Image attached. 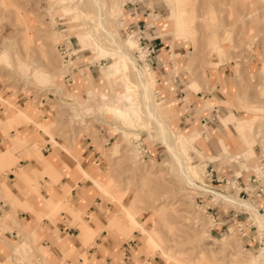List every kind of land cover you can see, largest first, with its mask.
Wrapping results in <instances>:
<instances>
[{
    "label": "rangeland",
    "instance_id": "1",
    "mask_svg": "<svg viewBox=\"0 0 264 264\" xmlns=\"http://www.w3.org/2000/svg\"><path fill=\"white\" fill-rule=\"evenodd\" d=\"M141 1H149L151 7L145 25L141 27L153 26L150 29L152 33L172 43L182 44L185 52L179 57L186 59L188 70L197 64H203L207 69L221 62L232 63L231 98L236 114L232 118V125L236 122L244 125L242 132L234 130L229 134L232 145L223 148L218 145L216 157L206 154V150L203 152L200 147L185 140L178 129H174L182 140L196 184L214 190L202 184L204 169L209 160L222 158V155H230L232 171L243 173L249 167L256 169L260 158L264 157V0ZM107 2L113 9L118 7L121 10V16H111L107 12V3L104 5V11L108 13L118 35L130 46L137 63L151 76V64L146 53L145 58L150 66L144 65L139 58L134 41L135 33L139 34V24L132 21L142 14L131 12L124 6L125 0ZM154 16L155 23L148 26V20ZM170 16L173 20L172 16H178L180 20L184 18V30L170 22ZM129 33L134 36L131 38ZM62 35H66L65 41L61 39ZM61 42L69 46L67 59H63L58 46ZM115 52L113 49H100L72 0H0L1 98L7 92L12 97H28L35 105L45 101L47 109L41 122L50 120V133L41 129L47 139L41 137L34 142V147L39 151L47 141L54 142L50 138L51 133L56 141V136L68 141L69 145H61L67 151L72 147V152L78 138H92L100 155L101 174L85 171L81 165L79 172L82 178L91 180L96 190L98 182H103L105 186H102L104 191L96 192L115 207V214L110 215L107 229L116 231L122 240L134 239L136 248L141 243L149 254L161 256L166 264H240V255L253 256L258 252L264 263V250L261 247L264 245L247 246L237 227L232 226L223 234L211 233L213 219L196 197L202 191L193 192L186 188L173 174L167 146L155 139L142 123L137 92H123L124 82L134 86L132 70L125 69L121 55ZM88 63L94 64L96 70L93 80H102L105 73L111 76L108 87H104V83L103 87H98L94 82L90 89L82 86L80 74L89 72L87 66H82ZM66 64L69 69H66ZM73 68H79V71ZM65 72H70L73 85L64 84ZM191 73L194 77L197 70L192 69ZM154 91L156 96L155 84ZM4 99L8 101V106L14 105L11 98ZM113 104L129 114L128 122H123L108 111L107 107ZM158 107L166 121L162 115V103ZM16 113L17 117L22 118L21 113ZM135 117L137 122L134 121ZM104 128H108L111 134L116 132L110 141L105 138L107 134ZM147 144H155L157 151L147 152ZM8 171V167L0 168V182L7 179ZM86 173L93 179L88 178ZM212 196L215 200L220 198ZM232 196L238 197L236 194ZM116 199L127 201L139 212L137 219L149 229L150 235L141 229ZM63 208L67 209L58 207L52 217L45 214L41 217L47 216L54 222ZM71 215L74 222L81 219L80 213L71 212ZM256 215L251 213L250 216L261 230L264 224ZM152 235L168 250L170 256L160 252ZM36 241L40 242L39 239ZM33 252L28 253V260L39 254L36 253L37 248ZM143 254L141 262L147 256Z\"/></svg>",
    "mask_w": 264,
    "mask_h": 264
},
{
    "label": "crops",
    "instance_id": "2",
    "mask_svg": "<svg viewBox=\"0 0 264 264\" xmlns=\"http://www.w3.org/2000/svg\"><path fill=\"white\" fill-rule=\"evenodd\" d=\"M127 8L131 12L135 10L134 13L142 14L132 22L139 24L138 32L156 49L155 53L148 57L151 64V84L153 89L154 84L156 88L154 102L157 107L162 103V115L173 128L164 121L173 131L178 129L185 140L191 141L203 152L206 150V154L217 157V146L223 148L232 145L229 134L234 130L240 133L244 127L239 122L232 125V118L236 115L231 98L232 63L221 62L207 69L203 64H197L188 70L186 59L179 57L185 52L184 46L165 40L150 31L156 15L147 22L151 27H141L145 25L149 15V1L140 3L136 9L128 6ZM134 13L132 15H136ZM172 17L174 20L170 16L169 21L184 30V18L180 20L178 16ZM84 66L88 67L89 72L80 74L82 86L90 89L93 82L98 87H103V83L104 87L110 85V75L105 73L102 80L95 81L94 64L88 63L82 67ZM75 69L79 71V68ZM192 69L197 70L195 75L199 77H193L192 73V76L190 75ZM77 81L79 82V79ZM73 84L72 80L70 85ZM3 97L11 98L14 105L8 106L6 99H0V168H10V171L6 172L7 179L3 183L0 182V264H166L161 256L149 254L141 243L136 248L134 239L122 240L116 231L106 228L110 215L115 214V207L96 192L104 191L102 186H105L103 182H98L96 190L91 180L82 178L79 172L81 165L85 171L101 174L102 163L92 138H78L72 152V147L67 151L61 145H69V142L56 136L57 143L47 141L39 151L34 147V142L41 137L47 139L41 129L47 134L50 133V120L41 122L47 109L45 101L35 105L28 97H12L7 92ZM16 111L22 114V118L17 117ZM107 129L104 128L103 131L107 134L105 138L110 141L116 132L111 134ZM52 136L51 133L50 138ZM146 151L155 153L157 147L155 144H147ZM224 156L222 155L223 160L216 158L209 162L218 166L220 174H241L232 171L230 155ZM246 170L242 173L243 176L250 173V169ZM86 175L88 178L92 177L88 173ZM203 183H206L204 178ZM238 183L239 187L233 190L231 188V193L207 185L219 193L241 196L243 180ZM248 198L259 205L258 210L261 213L262 200L250 196ZM251 202L249 203L252 206ZM54 205L56 207L50 209ZM60 206L67 209H61L53 222L47 216L52 217ZM255 210L260 214L256 208ZM70 211L74 214L80 213L81 219L74 222ZM208 211L213 219V225L210 227L212 234H223L233 226L240 229L247 246L264 245V233L262 238H259L257 224L249 223L247 211L242 207L224 202L222 205H214L213 209ZM42 214L47 216L41 217ZM260 216L264 218L263 213ZM36 248V253L39 254L28 260V253H34L33 249ZM143 252L147 256L141 262Z\"/></svg>",
    "mask_w": 264,
    "mask_h": 264
},
{
    "label": "bare ground",
    "instance_id": "3",
    "mask_svg": "<svg viewBox=\"0 0 264 264\" xmlns=\"http://www.w3.org/2000/svg\"><path fill=\"white\" fill-rule=\"evenodd\" d=\"M72 1L75 4V9L80 13L82 22L88 28L92 37L98 42L100 49L101 50H104V49L112 50L113 49L114 51H116L117 53L121 55L123 59V63L126 66L125 69L132 70L131 77L133 78L134 86H129L127 85V83L124 82L125 88L123 92L126 90H133L137 92L138 105H139V109L142 114V123L146 126V128L149 130V133H151V135L155 139L159 140L160 142L164 143L167 146L169 153H170V158L172 161L171 167L174 172L173 174H176L175 176H178V179L182 182V184L186 188L192 189L193 192L194 190L205 192L204 194H207V192H210L211 196L215 195L216 198L220 197L218 200H223L226 204L234 205L235 207L245 208L247 211H249L250 215L251 213L257 214L256 217H259V219L262 221V224H264V218L262 219L261 218L262 216H260V214H258L255 210V208L258 210L259 205L255 204L254 202H251L249 198L245 199L238 195L237 196L239 198L229 196V195L219 193V192L213 191L205 187H201L198 184H196V182L193 179L192 173L190 172L189 163L185 157V151H184L182 141L177 137V135L173 132V130L164 121V119L160 115L159 110L154 102V89L151 84V78L149 74L147 73V71H145L142 68L140 64L137 63V61L134 58V55L130 51V46L120 38L114 25L111 22V19L107 16L109 13L111 14V16H115L116 14V16L119 17L121 16L120 15L121 10H119L118 7H115L113 9L108 4L107 0H72ZM105 3H107L108 13L104 11ZM125 5H127V0H125L124 2V6ZM135 35H136V39L134 41L136 42V48H138L139 50L138 51L140 54L139 58L143 60L144 65L149 66L150 64L147 62V59L145 58L146 50L140 47L139 38L141 34L135 33ZM129 36L132 38L134 35H132V33H129ZM61 39L65 41L67 39L66 35H62ZM65 67L66 69H69L68 64H66ZM126 76H129V74L126 73ZM120 94L122 96V93ZM107 109L108 111L112 112L118 119L122 120L123 122L126 123L129 121V114L126 111L120 109L117 105L115 104L110 105L107 107ZM136 114L137 112L135 113V115ZM134 121H136V117L134 118ZM51 140L54 142H57L55 140V137L53 138V136L51 137ZM203 184L208 186L206 183H203ZM120 197L121 196L119 195V198ZM248 201L251 202L252 206L250 205ZM117 202L119 203L121 207H123V209L126 210L127 213H129L134 218V220L140 225L141 229L146 234L150 235L149 229L142 223V221H139L137 219L139 212H137V210L129 206L127 204V201L123 202L122 200H117ZM250 215H249L250 217L249 219L253 220L252 216ZM210 217L212 218V216ZM253 222L255 221L253 220ZM154 239L157 242V246L160 252L164 256H170L168 253V250H166L156 238ZM261 247L263 248L262 249L263 251L264 246H261ZM239 257H240V264H264L261 261V258H260L261 256L259 252L253 256L252 255H246V256L240 255Z\"/></svg>",
    "mask_w": 264,
    "mask_h": 264
},
{
    "label": "built area",
    "instance_id": "4",
    "mask_svg": "<svg viewBox=\"0 0 264 264\" xmlns=\"http://www.w3.org/2000/svg\"><path fill=\"white\" fill-rule=\"evenodd\" d=\"M141 2L138 0H127V6L132 7L134 9L137 8V6ZM133 9V10H134ZM135 11V10H134ZM61 23V22H60ZM140 47L146 50V58L153 55L155 53V47L153 45H149L142 36L139 38ZM58 46L60 48L61 53H63V59H67L69 55L67 54V50L69 49L68 46H65L63 42L58 43ZM75 69V68H73ZM63 82L66 85H70L72 82L71 74L70 72H65L63 76ZM250 169V173L247 176H243V174L235 175L234 173L232 176L223 175L220 174L218 166L215 165L213 162H209L205 169H204V181L206 184L213 186L215 188H218L222 191L231 193L230 189H237L239 186L238 182L242 183V188L240 191H242V197L245 196V198L254 197L262 200V207H261V213L264 214V157L260 160L258 167L255 169V167L248 168ZM247 171V170H246ZM221 185V187H219ZM207 192V191H206ZM205 192L199 193L196 197L197 200L200 202V205L204 208L205 211L209 212L208 210H212L214 205H222L224 204L223 200H215L212 198L211 193L207 192V194H204ZM225 207H223L224 209ZM228 208V207H227ZM245 209V208H243ZM246 210V209H245ZM246 212V211H245ZM248 215V221L249 223H252L253 220H250L248 212H246ZM255 223V222H254ZM240 230V229H239ZM258 236L259 238H262L264 233V228L261 230L258 229ZM260 246V245H259ZM258 247V246H257Z\"/></svg>",
    "mask_w": 264,
    "mask_h": 264
}]
</instances>
